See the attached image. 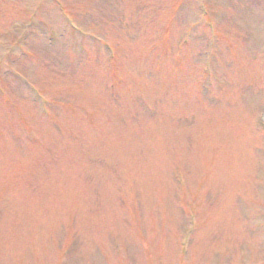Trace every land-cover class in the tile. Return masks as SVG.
<instances>
[{
  "label": "rangeland",
  "instance_id": "obj_1",
  "mask_svg": "<svg viewBox=\"0 0 264 264\" xmlns=\"http://www.w3.org/2000/svg\"><path fill=\"white\" fill-rule=\"evenodd\" d=\"M61 1L0 0V264H264V0Z\"/></svg>",
  "mask_w": 264,
  "mask_h": 264
},
{
  "label": "trees",
  "instance_id": "obj_2",
  "mask_svg": "<svg viewBox=\"0 0 264 264\" xmlns=\"http://www.w3.org/2000/svg\"><path fill=\"white\" fill-rule=\"evenodd\" d=\"M57 2H59V3H62V4H64V2H62L61 0H57ZM38 25H37V31H38ZM64 29L68 32V31H70L71 32V35L72 36H75V37H78V35H77V33L78 32H73L71 29H69V27H64ZM35 35H41V36H43V31L41 30V28H39V31H38V34H35ZM29 37V36H28ZM83 38H85V39H89V37L87 36V37H83Z\"/></svg>",
  "mask_w": 264,
  "mask_h": 264
}]
</instances>
